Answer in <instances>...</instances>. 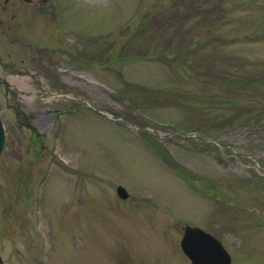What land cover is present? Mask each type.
I'll list each match as a JSON object with an SVG mask.
<instances>
[{
	"label": "rangeland",
	"instance_id": "obj_1",
	"mask_svg": "<svg viewBox=\"0 0 264 264\" xmlns=\"http://www.w3.org/2000/svg\"><path fill=\"white\" fill-rule=\"evenodd\" d=\"M33 6L44 19L58 11L74 45L84 37L89 66L59 78L74 77L68 91L89 110L53 116L79 101L28 87L41 148L29 131L19 136L0 87V264H192L185 225L219 239L231 264H264V0ZM10 13L6 23L21 21ZM12 37L0 36V55L32 69ZM70 166L78 179L60 170Z\"/></svg>",
	"mask_w": 264,
	"mask_h": 264
},
{
	"label": "flooded vegetation",
	"instance_id": "obj_2",
	"mask_svg": "<svg viewBox=\"0 0 264 264\" xmlns=\"http://www.w3.org/2000/svg\"><path fill=\"white\" fill-rule=\"evenodd\" d=\"M33 3L34 0H4L3 6L0 3L1 34L5 35V31L13 30L12 39L16 40L17 43L23 42L22 44L27 47V54H22L23 58H21L20 62H28L32 68L29 69L26 65V70L17 69L11 63V55L7 57L0 55V72L2 73V75L0 74V85L1 82H3V89L5 87V106L15 117V126L19 136L22 135L21 133L23 130L29 131L33 140L36 141L35 143H39L38 145L44 148L42 143L45 138L39 131V128L37 129L34 126L35 117L32 115L31 106L28 104L30 102V98L27 95L28 87L31 85L40 87L44 90L45 94L52 97L50 101H55L54 99L56 98H62L67 102L74 103L79 101L78 103L82 104V111H84L86 110L85 105L88 103L85 97L74 95L72 92L68 91V85L72 87L75 85L74 83L76 80L74 77L70 76V81H64L59 77L67 76V74L61 72L64 67L66 72L72 74L74 73L75 62L82 67H88L90 60L86 58V51L81 48V43L85 42L84 37L77 34V41L80 42V44L75 43L74 45V40L72 38L74 31H72V28L69 26L70 23L59 21L58 11L56 10L53 16L48 15V17L44 19V15L34 8ZM8 8L11 11L9 18H11L12 21L20 18L21 21L13 25L10 22L6 23L4 14H6ZM23 9H26L29 13L40 15L38 20L36 18L25 21L24 18L19 16L20 11ZM2 42L3 41L0 39V46H3ZM75 47L81 48L77 50L79 52L78 54L75 53ZM59 64L62 68H58ZM83 72L86 73L85 70H83ZM84 73L83 75H85ZM21 85H26L27 89H20ZM48 87L55 91L47 90ZM23 93L26 95L23 96ZM80 104L75 106L74 109L62 108L59 110L56 107L52 108L50 114L58 117L59 115L71 114V112L75 113L73 110H79ZM44 156L45 155H40L37 159L42 160ZM51 161L54 162V160ZM68 168H70L69 171L73 173L71 178L74 179L77 177L76 179H78L79 177L74 175V173L79 174V168L75 167L77 171L74 170L73 166Z\"/></svg>",
	"mask_w": 264,
	"mask_h": 264
},
{
	"label": "water",
	"instance_id": "obj_3",
	"mask_svg": "<svg viewBox=\"0 0 264 264\" xmlns=\"http://www.w3.org/2000/svg\"><path fill=\"white\" fill-rule=\"evenodd\" d=\"M5 138V127L0 116V156L4 149ZM117 192L122 198L129 196L123 187H119ZM181 248L192 264H231V256L223 245L199 228L185 227L184 236L181 240ZM0 262H2L1 257Z\"/></svg>",
	"mask_w": 264,
	"mask_h": 264
},
{
	"label": "bare ground",
	"instance_id": "obj_4",
	"mask_svg": "<svg viewBox=\"0 0 264 264\" xmlns=\"http://www.w3.org/2000/svg\"><path fill=\"white\" fill-rule=\"evenodd\" d=\"M20 87H21V89H24V90L27 89V86H26V85H21ZM231 263H232V262H231Z\"/></svg>",
	"mask_w": 264,
	"mask_h": 264
}]
</instances>
